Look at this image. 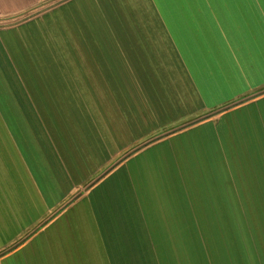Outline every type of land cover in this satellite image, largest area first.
<instances>
[{"label":"crops","instance_id":"0c3cea01","mask_svg":"<svg viewBox=\"0 0 264 264\" xmlns=\"http://www.w3.org/2000/svg\"><path fill=\"white\" fill-rule=\"evenodd\" d=\"M0 264H264V0H0Z\"/></svg>","mask_w":264,"mask_h":264},{"label":"water","instance_id":"95a60500","mask_svg":"<svg viewBox=\"0 0 264 264\" xmlns=\"http://www.w3.org/2000/svg\"><path fill=\"white\" fill-rule=\"evenodd\" d=\"M11 24H13V23H11ZM11 24H7V25H11ZM5 253H2L1 255H4Z\"/></svg>","mask_w":264,"mask_h":264},{"label":"rangeland","instance_id":"374dc122","mask_svg":"<svg viewBox=\"0 0 264 264\" xmlns=\"http://www.w3.org/2000/svg\"><path fill=\"white\" fill-rule=\"evenodd\" d=\"M9 21H11V19ZM1 22H5V21H1Z\"/></svg>","mask_w":264,"mask_h":264}]
</instances>
